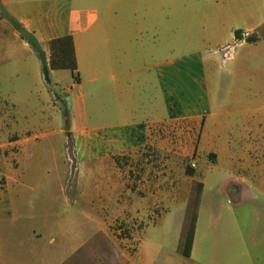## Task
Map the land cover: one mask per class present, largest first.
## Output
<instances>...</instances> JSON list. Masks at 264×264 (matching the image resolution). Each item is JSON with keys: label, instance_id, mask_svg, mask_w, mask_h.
Segmentation results:
<instances>
[{"label": "crops", "instance_id": "1", "mask_svg": "<svg viewBox=\"0 0 264 264\" xmlns=\"http://www.w3.org/2000/svg\"><path fill=\"white\" fill-rule=\"evenodd\" d=\"M62 4L65 6L60 9ZM0 5L37 39L47 57L51 38L65 34L72 37L78 80L72 81L67 89L71 99L68 119L76 167L71 188L76 201L82 196L79 171L83 167L91 174L92 181L97 180V184L108 188L107 197L115 193V201L125 198V207L129 210L132 203L139 202L165 205L141 232L157 224L168 204L182 212L181 230L193 182H200L195 236L204 201L209 196L207 177L202 178L196 170L197 161L203 154L212 161L219 159L220 143L228 147L226 174L210 184L209 190L214 188L224 195L232 193L237 199L254 197V191L264 197V180L258 176L264 171V129L258 132L255 128L254 132V125L237 127L241 142L233 155L227 141L235 133V123L223 117L238 108L237 102L243 101V95L242 99L239 97L244 80H249L255 93L252 98L264 97V14L244 28L230 30L231 40L235 30L249 31L254 39L239 43V50H235L231 59L223 60L221 55L209 54L205 48L210 42L215 47L229 42L220 28L203 21L165 20L161 0H0ZM21 48L30 55L29 43L0 17V53ZM17 58L21 59V54ZM31 62L34 65L33 59ZM37 65L41 72L40 61ZM27 70L22 67L24 80L29 75ZM60 71L51 70L48 83L41 73L44 82L41 92L45 100L50 101L45 119H57L58 115L64 119L58 98L64 99V93L58 94L50 87V80ZM13 109L11 103V112ZM77 119H111V125L109 131L106 127H96L87 133L76 127ZM0 121L6 129L0 150L4 146L18 147L14 153L0 151L3 187L9 180L8 170L18 164L16 158L23 138L15 128L14 119ZM165 122L175 126L178 151L167 160L164 173L155 181L143 183L147 192L138 195L131 188L126 166L119 164L117 156L131 155L132 134L138 126H151L157 131ZM68 138L67 135L66 144ZM8 156L16 164L5 158ZM187 157H192L189 164L194 163L192 174H187L182 167ZM230 171H237L239 175L233 177ZM242 172L247 173L248 184L240 177ZM104 213L96 217L95 225L85 234L72 232L70 244L56 247L50 264H63L91 236L104 233L107 222ZM214 214L219 219L221 210ZM66 232L61 230L59 234L65 236ZM138 249L139 244L135 255Z\"/></svg>", "mask_w": 264, "mask_h": 264}, {"label": "rangeland", "instance_id": "2", "mask_svg": "<svg viewBox=\"0 0 264 264\" xmlns=\"http://www.w3.org/2000/svg\"><path fill=\"white\" fill-rule=\"evenodd\" d=\"M161 2L165 20L203 21L220 28L229 37L228 43L233 42L230 30L244 28L264 14V0ZM64 6L62 4L60 9ZM0 10L5 11L1 5ZM219 47L210 42L205 48L209 54L221 55V52L214 51ZM236 49L239 50L237 45L233 54ZM22 51L21 48L16 52L0 53V119H14L15 128L23 138L16 158L17 166L8 170L6 185L2 187L3 181L0 180V264H50L56 247L70 244L72 232L85 234L103 212L107 219L105 232L91 236L63 264H264V197L254 191V197L237 199L232 193L224 195L214 188L209 190L210 184L226 174L228 161L225 152L228 147L223 143L218 146L222 149L219 159L212 161L203 154L197 161L196 170L202 178L207 177L206 193L209 196L204 201L188 258L176 249L182 212L174 205L168 204L157 224L154 227L149 225L141 232L160 210L166 208L165 205L139 202L132 203L129 210L125 207V198L117 202L115 193L111 198L107 197L108 188L97 184V180L92 181L91 174L83 167L79 171L82 196L76 201L71 188L76 176L71 132L68 130L66 144L67 133L60 115L57 119H45L50 101L45 100L41 92L44 82L37 65L38 57L32 48L30 55ZM23 66L29 73L25 80ZM72 81L71 72L61 70L50 80V87L62 95L68 93ZM242 95L243 101L237 102L238 108L223 116L235 123V133L227 141L233 155L241 142L237 127L254 125V132L255 128L258 132L264 129V97L252 98L255 93L249 80H244L239 99ZM58 98L61 108L66 107L69 111L70 95V105L64 95V99ZM11 103L14 104L12 112ZM110 123L111 119H77L76 127L87 133L96 127H106L109 131ZM5 130L0 121V142ZM175 138V126L170 122L161 124L157 131L147 125L138 126L133 131L131 155L117 156V161L126 166L131 188L138 195L147 192L143 183L155 181L164 173L167 160L178 151ZM17 150L14 145L4 146L0 151L8 154ZM5 158L16 164L9 156ZM191 159H184V169H193L189 165ZM230 174L233 177L239 175L237 171H230ZM247 176L246 172L240 173L245 184H248ZM258 176L264 180V171ZM219 209L221 215L217 219L214 213ZM61 230L67 231L65 236H60Z\"/></svg>", "mask_w": 264, "mask_h": 264}, {"label": "trees", "instance_id": "3", "mask_svg": "<svg viewBox=\"0 0 264 264\" xmlns=\"http://www.w3.org/2000/svg\"><path fill=\"white\" fill-rule=\"evenodd\" d=\"M0 17L5 18L19 33L21 38L29 43L35 51L41 67V73L44 80L49 82V72L51 70H69L74 81H77V61L75 55L74 44L71 35L65 34L62 36L51 38L48 41L49 56L39 45L37 39L28 32L14 17L6 11L0 10ZM241 30L234 31V37H239ZM254 39V35H250L246 40ZM63 124L68 135L69 119L68 110L65 107L63 110ZM69 139V138H68ZM187 174H192V169L187 167L185 169ZM202 190L200 182H193L191 195L187 201L183 221L181 225L180 235L177 243V252L183 257L188 258L191 255L192 243L195 233V221L197 217L199 196Z\"/></svg>", "mask_w": 264, "mask_h": 264}, {"label": "built area", "instance_id": "4", "mask_svg": "<svg viewBox=\"0 0 264 264\" xmlns=\"http://www.w3.org/2000/svg\"><path fill=\"white\" fill-rule=\"evenodd\" d=\"M250 35L251 33L249 31H241L239 37L233 38V42L222 45L218 49H215L214 51L221 52V56L223 60L231 59L235 45H238L242 41L246 40V38L249 37ZM189 165L193 167L194 163L191 162Z\"/></svg>", "mask_w": 264, "mask_h": 264}, {"label": "water", "instance_id": "5", "mask_svg": "<svg viewBox=\"0 0 264 264\" xmlns=\"http://www.w3.org/2000/svg\"><path fill=\"white\" fill-rule=\"evenodd\" d=\"M64 97H65L66 100H68V99H69V95H68V93H65V94H64ZM68 105H70L69 100H68Z\"/></svg>", "mask_w": 264, "mask_h": 264}]
</instances>
